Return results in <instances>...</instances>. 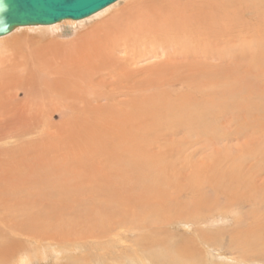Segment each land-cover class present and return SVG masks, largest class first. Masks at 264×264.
I'll use <instances>...</instances> for the list:
<instances>
[{"label":"rangeland","instance_id":"1","mask_svg":"<svg viewBox=\"0 0 264 264\" xmlns=\"http://www.w3.org/2000/svg\"><path fill=\"white\" fill-rule=\"evenodd\" d=\"M193 1L194 0H124L96 20L88 21L83 25L77 24L78 26L75 24L65 25L64 28L66 29V33L64 35L60 34V36L51 37V35L48 34L38 35L37 31L33 34L30 31L18 30L14 33L15 36L13 35L14 37H11L12 39H6V42L4 40H2L4 42L0 41V46L2 45L0 47V97H2L1 95H6L3 91L1 92V90L5 89L4 84L7 85V82L10 84L27 82L30 88V94L28 95L29 101L27 100V102L24 99L25 94L22 89L15 92V99L11 100V103H6L4 98V100L0 98V101H2L0 102V159L2 158L0 160V195L7 200L14 198L15 200L11 199L15 202L12 204L13 206L16 205L15 207L18 206V209L19 206H21L19 210L24 211L27 209V212H17L18 217L14 218L18 220L16 222H19V219L23 218L24 214H26L27 217L35 213L30 202H38L36 203L38 204L37 209L40 207V210L42 209L41 203L44 201L43 207H45V205H51L50 207L55 208V212L51 210L50 212L42 214L48 218H44L45 216H37L39 222H36L35 226L38 228L39 225H43L44 222L47 224L46 226L52 228L51 230L54 229V232L57 231L55 227L58 229V226L63 227L66 223L70 222L75 223L76 226H81V224H78L82 221L81 215H85V212L88 211L91 214L98 213L100 216L101 214H107L109 210V212H111L109 214L118 215L119 210H122V208L120 209L121 204L119 205L118 202L115 203V207L119 210L112 209L109 205L112 204L113 200H127L125 206L129 204L130 207L128 205V207L125 208H130L129 215L141 214L142 208L145 211H149V213L153 211L151 214L148 213V216L144 215L143 219L139 221H132V219L128 221L130 226H136L138 224V229L142 230V233L127 234L128 236L125 238V243L123 245L125 246V250L120 251L113 246L111 249H108V252L104 254L103 257H98V259L94 257L95 253L93 251L91 252V256L87 257L85 261L82 250H76L77 248L75 246L71 247L72 245H70V243L64 246L57 245L58 247L55 246V248L47 246V251L49 250L50 256L42 258L39 264H140V260L143 264H170L167 261L171 260V257L168 256V252H165L166 247L169 249L173 247L171 250L178 249V247L184 245L185 242L195 240V238H192L195 237L198 232L199 237L206 236L208 241L205 244H201L203 242L200 240H198V243H195L197 244V250L193 249L196 252H192V254L194 253V257L192 256V258H194V261L197 263L195 262L194 264H236L237 261L234 260V258L245 261V263L242 264H264V242H262L264 241V38L254 33V27H252L253 23H245L246 29L244 25L240 28V33L243 34L240 35L239 42H235L236 44L231 46V48H234L232 49L233 51L228 43H225V46H223L225 47L224 49L229 50V52L231 51L232 54H224V58L220 60L218 64L216 61L205 59V57L191 59L192 62L199 60L203 63H209L205 67L204 74H198L193 70H190V73H184L185 71L180 68L179 71H181H178V73H176L177 71L175 72V70H168L164 67L166 65L165 61H155L149 58L150 56L147 57V48H149V46L140 47V45H138L144 54L142 58H140L141 60L139 59V64L136 63V60L138 61L137 53H133L130 50L123 55L118 53L120 52V49H118V52H116L117 56L115 53V55H113L115 61H118L117 58L119 57L122 65L124 62V65H127L128 68H131L133 71L137 69L136 67H141L137 73L133 74L130 70L129 71L133 74L131 77L132 83L139 81L140 87L138 88L142 89V91H132L125 87L127 92L122 88L124 84L119 82V84L115 85L112 83L113 78L110 77H118L121 76V73H124L122 68H120L122 69L121 73H118V71H120V63H118L119 65L117 64V66L106 67L107 69L104 70L102 74H108V79L104 81L105 85L102 83L99 86L101 90L98 87L99 91L97 90V92H106V94L112 92L111 100L113 99L112 96L114 99L111 101L112 103L103 102L104 104L107 103L105 107L108 109H105L104 115L101 114L103 118L101 116L99 119H96L98 112H92L89 115L78 116V119L69 115V112L63 111L64 114H61V116L57 112H51L50 114L52 117L50 116L47 122V119H44L45 121L42 120L37 114L35 115V112H30L26 108V106L29 105L28 103L35 98L33 96L40 94L46 89V86L43 84L46 71L45 74L39 73L35 69L37 65L32 58L35 52H44L43 56L47 59L48 50L46 51V44L43 39L45 36H47V38L51 37L49 39L51 41H53L52 39H54V41L60 40V42H58L60 45L64 44V46H66V44L69 45L70 43L72 46L75 44L74 46L76 48L81 46L83 47L82 50H85V48H88L89 44L96 41L93 46H96L98 50V48L105 47L104 44L107 45L111 37H117L116 33H118L119 30L123 31L128 28H134L135 22H138L140 19L143 20L142 17H140L141 14L146 15L150 9L159 6L158 3L162 2L163 6L161 7L168 9H171L169 7H181L190 12L195 9L190 5ZM167 2L172 4L167 5L169 4ZM146 18L148 19V16ZM101 22L104 23L102 24ZM102 25L108 28H102L104 31L97 29ZM115 30L118 32L113 33ZM99 33L104 35L102 36ZM106 33H109L111 36ZM120 34L121 33H118V35ZM27 36L29 37L28 39ZM105 36H107L108 39ZM30 39H32L31 42ZM37 39L40 40L38 41ZM1 42L5 45L1 44ZM21 43L23 45H21ZM27 43L30 44L28 45ZM71 45H69L70 48H73L74 46L72 47ZM136 47L135 45V48ZM135 48H133V50L136 51L137 48ZM55 49L57 50L58 48ZM28 52L30 54H28ZM89 53L84 52L86 55ZM52 54H58V52ZM127 56L129 58L131 57V61H135H132L131 64ZM105 59L106 58H104V61ZM126 59H128V62L125 61ZM146 59H148V62ZM133 65L135 67H133ZM214 65L215 67L213 68ZM129 71L128 73L130 74ZM110 72L111 74H109ZM184 75L186 76L184 77ZM149 76L153 79H149ZM157 78L159 81L162 80L163 82L161 81V83L158 81V83ZM178 78L181 80H178ZM190 78L194 79L188 80ZM155 82L157 85H155ZM145 83H147V85H145ZM141 84L144 85L142 86ZM54 85L56 86L55 83H53V86ZM128 86L130 88V85ZM172 89L175 91H172ZM159 90H162V92ZM121 92L128 94L125 95ZM43 93H45V91L41 94ZM175 100L178 103H176ZM47 102L50 106L53 99L47 98ZM177 107L178 109H176ZM52 108L54 109V107ZM171 108L175 109L173 111L176 113L172 112ZM49 109H51V106ZM204 109L211 110L209 114L210 117H208L206 119L207 122L203 124L200 122L199 116L196 115ZM218 110H220L219 115L217 113L215 115V112ZM165 112L168 113L166 114ZM14 115L17 117H14ZM62 116H65V118H61ZM176 116L178 118H176ZM66 118H68V120H66ZM116 118L119 119L117 120ZM127 118H130L128 122H126ZM175 118L178 119L179 122L178 120L176 121ZM81 119L83 121L85 119L87 120L83 123ZM112 120L114 121L113 123L111 122ZM60 121L63 122L60 123ZM65 121L71 125L67 124ZM20 124H22V126ZM62 124H66L67 126H63ZM168 126L171 128L170 130ZM132 130L139 131L133 132ZM52 132L55 133L52 134ZM110 132L112 133L110 134ZM47 133L50 135L46 136ZM127 133L130 136H128ZM15 135H20L22 137L19 139L9 138ZM49 136L52 137L50 138ZM45 139L49 142L47 141L48 143H45ZM4 143L5 145H3V148L1 144ZM26 145L28 146L27 149L30 150L27 151L25 155H22L23 151L21 152L20 148ZM57 145L60 146V148ZM36 150L39 151L35 152ZM41 153L43 155H41ZM116 156H120V159L116 158ZM40 161L41 163H39ZM139 161L148 171L143 170L141 166H139ZM126 165H135V169H129ZM140 170L145 173L141 175ZM138 175H140V177L145 176L148 179L150 178L151 182L143 178L141 184L140 181H137ZM108 181L110 182L109 185L112 183L113 188L111 187L112 185L108 187ZM224 183L225 186H223ZM134 184L137 188L133 187L135 186ZM227 184H230L229 189L226 187ZM99 186H101V188ZM157 189L160 193L162 202L161 204L158 203L155 205L151 201V196L153 193H157ZM109 190L111 191L108 193ZM139 190L142 191V194L138 201L139 195L137 192ZM100 192L102 194H100ZM112 193L116 194L117 197ZM97 195H100V198L97 197ZM121 196L124 197L122 198ZM2 197L1 199H3ZM60 201L65 205L62 211L63 213L60 211ZM22 203L25 206L23 209ZM9 205H11L10 202L6 204L7 207ZM67 205L69 206L67 207ZM138 205L140 206L137 207ZM153 206L155 209L152 208ZM7 207L5 208L7 209ZM5 208L1 207L0 201V217L4 216V222L7 221L8 218V220H11V215L13 216V214H16L15 209L8 210V213L11 211L13 214L10 213V216L7 218V210ZM104 208H106L107 212ZM117 210L118 212H116ZM156 210L161 212L156 213ZM65 212L67 213L64 215ZM177 212L178 214L188 215L186 217L188 219L182 221V218H176ZM132 218L136 219L135 217ZM206 219L215 221L216 227L213 226L211 229L207 227L202 228L198 222ZM150 220L153 223L150 222ZM30 222V219H28L27 223L30 224ZM186 222L187 225L183 224ZM139 226L142 228L148 227L147 229H150V232H145L144 229ZM155 229L157 230L155 231ZM211 230H214V232ZM57 233L59 232L57 231L56 234ZM43 235L45 238L47 237V239H52L50 235L44 232ZM241 236L249 240L254 238L255 243L237 242V239ZM152 240H155L156 243L154 244ZM256 240L261 241L257 242ZM7 243L10 244V242ZM47 243L48 242H45V244ZM208 244H210L211 247L209 246L208 248V246H206ZM21 245L24 247L22 242ZM51 250H58L59 254L57 251V254H55V252L53 253ZM85 252H88V250ZM152 253L153 256H151ZM75 255L76 257H73ZM24 257L22 253L21 258L25 261L23 264H29ZM195 257H199V260ZM14 262L15 260L8 258L0 261V264H14Z\"/></svg>","mask_w":264,"mask_h":264},{"label":"bare ground","instance_id":"2","mask_svg":"<svg viewBox=\"0 0 264 264\" xmlns=\"http://www.w3.org/2000/svg\"><path fill=\"white\" fill-rule=\"evenodd\" d=\"M124 0H118L117 2L113 3L112 5L106 7L104 10L99 11L98 13L80 20V21H70V20H66V21H62V23H56L54 25L51 26H30V27H21V28H17L15 30H13L11 33H9L8 35L2 36L0 37V41L2 40H6L9 39L11 37H14V33L18 30H25L26 32L30 31L34 34L35 31H37L38 35H42V34H48L51 35V37L54 36H60L64 35L66 32V29L64 28L65 25L67 24H81L83 25L84 23L91 21V20H96L100 17H102L104 14H106L108 11H110L111 9H113L115 6L119 5L120 2H123ZM170 5L172 3L167 2ZM159 6H156L154 9H150V11L144 15L141 14L140 17H142L143 20H139L138 22H135V27L134 28H128L127 30H119V32L117 30L113 31L114 32H118L121 33L120 35H118V33H116L117 37L113 38L111 37V40H107L108 43L107 45H105V47H101L98 48L93 46L94 43L96 41H94V43L89 44L88 48H85V50H82L83 47H75L73 44V46L69 43V45H71L73 48H70V46L68 44H66V46H64V44L60 45V40H56L54 41V39H52L53 41L49 40L50 38H47V36H45L43 39L45 40V44H46V51L48 50V57L47 59L43 56V53H39V52H35V55L32 56V58L34 59V63L37 65V67L35 68L39 73L45 74L46 71V75H45V80L43 82V84L46 86V89L43 90L45 91V93L43 94H37L33 97H35L30 103H28L29 105L26 106L27 110L30 112H35V115L37 114V116H39L42 120L47 119L46 121L48 122V118H50L51 116V112H57L59 113V115L61 116V114H64L63 111L69 112L72 117L74 118H78V116H85L86 114L89 115L92 112H98V115L96 116V119H99L102 115H104L105 109H107V107H105V104L107 103H103L105 102H111L114 97L112 96V100H111V93L110 94H106L105 93H98L97 90L99 91L100 89V85L103 83L104 81L108 79L107 76H109L108 74L103 75L102 73L104 72V70H106L108 67L114 66L118 63H120L119 65V69L122 68L124 73L122 74L121 71L122 69H120V71H118V73H121V76L118 77H110L113 78L112 83H114L115 85L122 83L123 85V89L126 90V88L131 89L132 91H142V89L138 88L139 86V81L132 83L131 77L134 73L139 72V68L141 67H136L137 69H135V71L131 70V68H128V66L123 65L121 63V60L119 59V57L117 58L118 61H115V57L113 55L116 54V52H118V49H120V52H118L119 54H125L128 51H132L133 53H137L138 55V61L136 60V63L139 64V59L142 58V56L144 55L142 52V49H140V47H144V46H149L148 49V56L149 58H151L152 60L155 61H165V68H167L168 70L172 71L175 70L176 73H178L179 68L184 70V73H190V70L197 72L198 74H204L205 72V67L209 64L208 62H202L199 60H195V61H191V59H196L198 57H205V59H210L213 61H216L217 64L220 62V60H222L224 57L223 55L227 53V55H231L232 52L229 50L224 49L225 47V43H228V45L231 46L235 45L237 42H239V37L240 35H242L243 33H240V28L246 24H250L249 22L253 23L254 27V33L261 35V37L264 38V0H194L193 2L190 3V5L192 7H194L195 9L193 11H186L184 8L181 7H169L171 9L165 8V7H161L163 6L162 2L158 3ZM178 10V11H177ZM148 16V19L146 18ZM243 20V21H242ZM117 22V21H116ZM243 22V23H242ZM102 23V22H101ZM104 23V22H103ZM102 23V24H103ZM131 23V22H130ZM246 23V24H245ZM71 25V26H72ZM101 25V24H99ZM109 25V24H108ZM120 25V24H117ZM123 25V24H122ZM78 26V25H77ZM98 26V25H96ZM110 26V25H109ZM133 26V25H131ZM106 27V26H105ZM103 27V25L100 28L97 29H101L105 28ZM112 27V26H111ZM108 28V27H106ZM105 28V29H106ZM119 28V27H117ZM124 28V27H123ZM246 29V26L244 27ZM251 28V27H248ZM122 29V28H120ZM251 30V29H250ZM98 31V30H97ZM104 31V30H103ZM242 31V30H241ZM96 32V31H95ZM102 32V31H101ZM109 32V31H107ZM76 33V32H75ZM110 33V32H109ZM108 33V34H109ZM32 34V35H33ZM101 34V33H99ZM107 34V33H106ZM107 34V35H108ZM14 35V36H13ZM98 35V34H97ZM102 35V34H101ZM104 35V34H103ZM102 35V36H103ZM110 35V34H109ZM114 35V34H113ZM248 35V34H247ZM255 35V34H254ZM80 36V35H79ZM101 36V37H102ZM111 36V35H110ZM245 36V34H244ZM243 36V37H244ZM26 37V36H25ZM42 37V36H40ZM100 37V36H99ZM107 38V36H105ZM109 37V36H108ZM242 37V38H243ZM251 37V36H250ZM260 37V38H261ZM29 37L27 36V39ZM104 38V37H103ZM12 39V38H11ZM108 39V38H107ZM32 39H30L31 42ZM38 40V39H37ZM40 40V39H39ZM38 40V41H39ZM245 40V39H244ZM2 41V42H4ZM11 41V40H10ZM23 41V40H22ZM26 41V40H25ZM34 41V40H33ZM74 41V40H73ZM99 41V40H98ZM1 42V44H3ZM6 42V41H5ZM29 42V41H28ZM72 42V41H70ZM236 42V43H235ZM35 43V41H34ZM79 43V42H77ZM9 44V43H8ZM7 44V45H8ZM28 44V43H27ZM30 44V43H29ZM28 44V45H29ZM5 45V44H3ZM17 45V44H16ZM20 45V44H19ZM21 45H23L21 43ZM20 45V46H21ZM135 45L138 47V45H140V47H136ZM2 46V45H1ZM0 46V47H1ZM26 46V45H24ZM101 46V45H100ZM237 46V45H236ZM14 47V46H13ZM22 48V46H21ZM55 48H58L57 50ZM133 48L136 49L133 50ZM45 49V48H44ZM234 48H231V50ZM82 50V51H80ZM28 51V50H27ZM80 51V52H77ZM90 51V53H89ZM233 51V50H232ZM58 52V54H52ZM84 52L89 53V54H84ZM51 53V54H50ZM115 53V54H114ZM231 53V54H230ZM24 54V53H23ZM26 54V53H25ZM28 54H30L28 52ZM80 54V55H79ZM91 54V55H90ZM6 55V54H5ZM127 55V54H126ZM117 56V54H116ZM129 56V55H128ZM127 56V58H129ZM15 57V56H14ZM2 58V57H1ZM10 58V57H9ZM104 58L105 62L104 61ZM131 58V57H130ZM129 58V59H130ZM135 58V57H134ZM132 58V59H134ZM144 58V57H143ZM109 59V60H108ZM2 60V59H1ZM128 59H126L125 61H127ZM141 60V59H140ZM148 62V59H146ZM6 61V60H5ZM18 62H20L19 60H17ZM131 61V59H130ZM129 61V62H130ZM133 62L135 60H132ZM131 61V64H132ZM128 62V61H127ZM151 62V61H150ZM149 62V63H150ZM154 62V61H153ZM152 62V63H153ZM6 63V62H4ZM8 63V62H7ZM31 63V62H30ZM116 63V64H115ZM159 63V62H157ZM224 63V62H223ZM135 64V63H134ZM137 64V65H138ZM6 65V64H5ZM14 65V64H13ZM130 65V64H129ZM150 65V64H149ZM152 65V64H151ZM158 65V64H156ZM132 66V65H130ZM145 66V65H144ZM45 67V68H44ZM107 67V68H106ZM133 67H135L133 65ZM215 67V65L213 66V68ZM218 67V66H217ZM216 67V68H217ZM50 68V70H49ZM105 68V69H104ZM215 68V69H216ZM114 69V68H113ZM134 69V68H132ZM143 69V68H142ZM155 69V68H154ZM166 69V70H167ZM11 70V69H10ZM111 70V69H109ZM133 74H131V72ZM128 71L130 72V74L128 73ZM158 71V70H157ZM181 71V70H180ZM179 71V72H180ZM115 73V71H114ZM117 73V74H118ZM160 73V72H159ZM163 73V72H162ZM182 73V72H181ZM193 73V72H191ZM210 73V72H208ZM111 74V72L109 73ZM165 74V73H163ZM180 74V73H179ZM113 75V74H112ZM139 75V74H137ZM144 75V74H143ZM147 75V74H146ZM149 75V73H148ZM151 75V74H150ZM173 75V74H172ZM170 75V76H172ZM176 75V74H175ZM140 76V75H139ZM163 76V75H161ZM181 76V75H180ZM186 75H184L185 77ZM196 76V75H195ZM193 76V77H195ZM53 77V78H52ZM136 77V76H135ZM156 78V77H155ZM154 78V79H155ZM159 78V77H158ZM157 78V79H158ZM164 78V77H163ZM171 78V77H170ZM183 78V77H181ZM187 78V77H186ZM185 78V79H186ZM74 79V81H73ZM140 79V78H139ZM149 79H153L151 76H149ZM161 79V78H160ZM165 79V78H164ZM194 78H190L188 80H191ZM22 80V79H20ZM144 80V79H143ZM178 80H181L178 78ZM177 80V82H178ZM183 80V79H182ZM1 81V79H0ZM58 81V82H57ZM159 81V79L157 80V82ZM162 81V80H161ZM159 81V82H161ZM23 82V81H22ZM56 84V86H53V83ZM158 82V83H159ZM163 82V81H162ZM161 82V83H162ZM167 82V81H165ZM173 82V81H172ZM6 83V82H4ZM148 83V82H147ZM147 83H145V85H147ZM169 83V82H168ZM168 83H165L167 85H169ZM179 83V82H178ZM193 83V82H192ZM2 84V83H1ZM174 84V83H173ZM176 84V83H175ZM185 84V83H184ZM183 84V85H184ZM5 89H2L1 92L3 91L4 94L6 95H1L2 98L1 100H6V103H11L10 101L15 99V92L18 91L19 89H22L24 94H25V101L27 102L28 100V95L30 94V88L27 85V82H23L21 84L17 83H9L7 82V85L4 84ZM40 85V84H39ZM105 85V84H104ZM107 85V83H106ZM113 85V84H112ZM130 85V88L129 86ZM142 86L144 84H141ZM154 85V84H152ZM155 85L156 82H155ZM21 86V87H20ZM41 86V85H40ZM141 86V87H142ZM164 86V85H163ZM171 86V85H170ZM178 86V85H177ZM176 86V87H177ZM2 87V86H1ZM32 87V86H31ZM99 87V89H98ZM115 87V86H113ZM126 87V88H125ZM132 87V88H131ZM174 87V86H173ZM120 88V87H119ZM145 88V87H144ZM163 88V87H162ZM166 88V87H165ZM149 89V88H148ZM152 89V88H151ZM161 89V88H159ZM21 90V91H22ZM101 90V89H100ZM156 90V88H155ZM163 90V89H162ZM162 90H159L162 92ZM171 90V89H170ZM127 91V90H126ZM158 91V92H159ZM168 91V90H167ZM172 91H175L172 89ZM40 92V91H39ZM102 92V91H101ZM128 92V91H127ZM170 92V91H169ZM168 92V93H169ZM114 93V92H113ZM122 94H125L123 92H121ZM167 93V94H168ZM174 93V92H173ZM176 93V92H175ZM128 94V93H126ZM125 94V95H126ZM170 95V94H169ZM129 96V95H128ZM137 96V95H136ZM139 96V95H138ZM141 96V95H140ZM164 96V95H163ZM135 97V96H134ZM4 98V99H3ZM47 98L53 99V102L50 104L51 109H49V105L47 102ZM116 98V97H115ZM120 98V96H119ZM145 98V97H144ZM160 98V97H159ZM162 98V97H161ZM174 98V97H173ZM19 99V98H18ZM121 100V99H120ZM130 100V99H129ZM29 101V100H28ZM134 101V100H133ZM172 101V100H171ZM2 102V101H0ZM5 102V101H4ZM3 102V103H4ZM120 102V101H119ZM176 102V100H175ZM181 102V101H180ZM112 103V102H111ZM114 103V102H113ZM124 103V102H123ZM161 103V102H160ZM178 103V102H176ZM193 103V102H192ZM25 104V103H24ZM128 104V103H127ZM175 104V103H174ZM8 106H10L9 104H7ZM117 105V104H116ZM131 105V104H130ZM129 105V106H130ZM134 105V104H133ZM159 105V104H158ZM198 105V104H197ZM7 106V107H8ZM13 106V105H11ZM22 106V105H21ZM25 106V105H24ZM112 106V105H111ZM145 106V105H144ZM143 106V107H144ZM2 107V106H1ZM4 107V106H3ZM54 107V109L52 108ZM131 107V106H130ZM135 107V106H134ZM139 107V106H138ZM142 107V108H143ZM172 107V106H170ZM202 107V106H201ZM5 108V107H4ZM23 108V107H22ZM113 108H114V104H113ZM141 108V109H142ZM161 108V107H160ZM182 108V107H181ZM193 108V107H192ZM213 108V107H211ZM7 109V108H6ZM121 109V108H120ZM140 109V108H139ZM169 109V108H168ZM172 112H175L173 110V108H171ZM178 109V107L176 108ZM184 109V108H183ZM217 109V108H216ZM14 110V109H13ZM23 110V109H22ZM108 110V109H107ZM122 110V109H121ZM194 110V109H192ZM211 110V109H210ZM210 110L204 109L202 112H199L196 116H199V120L201 123H205L207 122V118L210 117ZM215 110V109H214ZM8 111V110H7ZM12 111V110H11ZM110 111V110H109ZM141 111V110H138ZM170 111V110H169ZM179 111V110H176ZM216 111V110H215ZM118 112V111H117ZM192 112V111H191ZM214 112V111H213ZM14 113V112H13ZM136 113V112H135ZM140 113V112H139ZM142 113V112H141ZM166 113V112H165ZM168 113V112H167ZM166 113V114H167ZM170 113V112H169ZM176 113V112H175ZM181 113V112H180ZM219 115L220 110H218L217 112H215ZM9 114V113H8ZM102 114V115H101ZM171 114V113H170ZM179 114V113H178ZM184 114V113H183ZM10 115V114H9ZM25 115V114H24ZM23 115V116H24ZM66 115V114H65ZM68 115V113H67ZM129 115V114H128ZM149 115V114H148ZM169 115V114H168ZM175 115V114H173ZM4 116V115H3ZM11 116V115H10ZM94 116V114H93ZM92 116V117H93ZM112 116V115H111ZM8 117V116H7ZM14 117H17L14 115ZM33 117V116H32ZM36 117V116H35ZM46 117V118H45ZM52 117V116H51ZM67 117V116H66ZM118 117V116H116ZM157 117V116H156ZM195 117V116H194ZM193 117V118H194ZM12 118V117H11ZM61 118H65V116L61 117ZM73 118V119H74ZM94 118V117H93ZM103 118V116H102ZM160 118V117H159ZM176 118H178L176 116ZM175 118V119H176ZM184 118V117H183ZM198 118V117H197ZM8 119V118H7ZM6 119V120H7ZM10 119V118H9ZM14 119V118H13ZM17 119V118H16ZM71 119V118H70ZM93 119V120H96ZM114 119V118H113ZM117 120L119 118H116ZM121 119V118H120ZM130 118H127L128 122ZM139 119V118H138ZM145 119V118H144ZM196 119V118H195ZM35 120V119H34ZM51 120V119H50ZM63 120V119H62ZM66 120H68V118H66ZM87 120V119H85ZM84 120V121H85ZM115 120V119H114ZM124 120V119H123ZM161 120V119H160ZM172 120V119H171ZM178 119H176L177 121ZM187 120V119H186ZM211 120V119H209ZM208 120V121H209ZM22 121V120H21ZM29 121V120H28ZM45 121V120H44ZM72 121V119H71ZM79 121V120H78ZM81 121H83L81 119ZM83 121V123H84ZM132 121V120H131ZM63 121H60V123ZM67 124H69L67 121H65ZM64 122V123H65ZM112 123L114 122L113 120L111 121ZM121 122V120H120ZM125 122V123H126ZM163 122V121H162ZM172 122V121H170ZM179 122V120H178ZM177 122V123H178ZM44 123V122H43ZM101 123V122H100ZM116 123V122H115ZM118 123V122H117ZM124 123V124H125ZM132 123V122H131ZM42 124V123H41ZM80 124V123H79ZM103 124V123H102ZM108 124V123H107ZM22 126V124H20ZM39 125V124H38ZM63 125V124H62ZM65 126H67L66 124H64ZM63 125V126H64ZM71 125V124H69ZM68 125V126H69ZM74 125V124H72ZM120 125V124H119ZM171 125V124H169ZM178 125V124H177ZM176 125V126H177ZM210 125V124H209ZM10 126V125H9ZM78 126V125H77ZM89 126V125H88ZM115 126V125H114ZM134 126V125H133ZM208 126V125H207ZM17 127V126H16ZM31 127V126H30ZM34 127V126H33ZM50 127V126H48ZM47 127V128H48ZM79 127V126H78ZM99 127V126H98ZM117 127V126H116ZM122 127V125H121ZM136 127V126H135ZM169 130L171 129L170 126ZM178 127V126H177ZM103 128V127H102ZM114 128V127H112ZM129 128V127H128ZM165 128V127H164ZM37 129V128H36ZM50 129V128H49ZM68 129V127H67ZM115 129V128H114ZM113 129V130H114ZM175 129V128H174ZM22 130V129H21ZM24 130V129H23ZM22 130V131H23ZM31 130V129H30ZM93 130V129H92ZM100 130H101V126H100ZM103 130V129H102ZM177 130V129H176ZM25 131V130H24ZM43 131V130H42ZM63 131V130H62ZM118 131V129H117ZM133 131V130H132ZM139 131V130H136ZM133 131V132H136ZM166 131V129H165ZM41 132V131H40ZM91 132V131H90ZM98 132V131H96ZM113 132V131H112ZM110 132V134L112 133ZM119 132H120V128H119ZM127 132V131H125ZM129 132V131H128ZM171 132V131H170ZM5 133V132H4ZM32 133V132H31ZM49 133V132H48ZM50 135V134H48ZM55 132H52V134ZM74 133V132H73ZM85 133V132H84ZM141 133V132H140ZM172 133V132H171ZM19 134V133H18ZM30 134V133H29ZM42 134V133H41ZM51 134V135H52ZM94 134V133H93ZM101 134V133H100ZM128 134V133H127ZM135 134V133H134ZM178 134V133H177ZM12 135V134H11ZM14 135V134H13ZM55 135V134H54ZM61 135V134H60ZM113 135V134H112ZM125 135V133H124ZM122 135V136H124ZM137 135V134H136ZM30 136V135H29ZM41 136V135H40ZM56 136V135H55ZM59 136V135H58ZM57 136V138H58ZM77 136V135H76ZM90 136V135H89ZM93 136V135H92ZM95 136V135H94ZM110 136V135H109ZM128 136H130L128 134ZM144 136V135H141ZM22 136L20 135H15V136H11L9 138H13V139H19ZM35 137V136H34ZM50 137V136H49ZM52 137V136H51ZM50 137V138H51ZM99 137V136H97ZM116 137V136H115ZM5 139H7L6 137H4ZM105 138V137H104ZM118 138V135H117ZM129 138V137H128ZM43 139V138H41ZM119 139V138H118ZM27 140V139H25ZM46 140V139H45ZM59 140V139H58ZM123 140V139H122ZM17 141V140H16ZM48 140H46L45 143ZM14 142V141H13ZM53 142V141H52ZM3 143V142H2ZM55 143V142H54ZM21 144V143H20ZM56 144V143H55ZM2 146L5 145L1 144ZM16 145V144H15ZM24 145V144H23ZM28 145V144H27ZM24 146L23 148H20V151L22 153V155H25L27 153V151H29L30 149H27L28 146ZM32 145V144H31ZM36 146V145H35ZM38 146V145H37ZM58 146V145H57ZM62 146V145H61ZM72 146V145H71ZM9 147V146H6ZM60 148V146H58ZM1 148V147H0ZM4 148V146H3ZM121 148V147H120ZM38 149V148H36ZM40 149V148H39ZM42 149V148H41ZM11 150V149H10ZM18 150V149H17ZM115 150V149H114ZM5 151V150H4ZM8 151V150H6ZM12 151V150H11ZM39 150H36L35 152H38ZM60 151V150H59ZM108 151V150H107ZM124 151V150H123ZM127 151V150H126ZM132 151V150H131ZM42 152V151H41ZM121 152V151H120ZM7 153V152H6ZM40 153V152H39ZM43 153V152H42ZM41 153V155H43ZM124 153V152H123ZM131 153V152H129ZM4 154V153H3ZM9 154V153H8ZM15 154V153H14ZM38 154V153H37ZM51 154V152H50ZM128 154V153H127ZM32 155V154H31ZM126 155V154H125ZM33 156V155H32ZM16 157V156H15ZM54 157V156H53ZM112 157V156H111ZM120 157V156H119ZM118 156H116V158H119ZM122 157V156H121ZM24 158V156H23ZM29 158V156H28ZM27 158V159H28ZM113 158V157H112ZM136 158V157H135ZM2 159V158H1ZM0 159V160H1ZM12 159V158H11ZM36 159V158H35ZM120 159V158H119ZM104 160V158H103ZM32 161V160H31ZM106 161V160H105ZM108 161V160H107ZM119 161V160H118ZM43 162V161H42ZM122 162V161H121ZM16 163V162H15ZM18 163V161H17ZM41 163V161L39 162ZM99 163V162H98ZM140 163V161H139ZM143 163V162H142ZM41 165V164H40ZM136 165V164H135ZM135 165H129L127 167H129V169H135ZM124 166V164H123ZM122 166V167H123ZM139 166H141V168L145 171L146 170L142 164L140 163ZM47 167V166H46ZM138 167V166H136ZM81 168V167H80ZM93 168V167H92ZM111 168V167H110ZM91 169V168H90ZM128 170V168H127ZM110 171V170H109ZM124 171V170H123ZM133 171V170H131ZM125 172V171H124ZM134 172V171H133ZM141 175H143L145 172L140 170ZM98 173V172H97ZM100 173V172H99ZM120 174V173H119ZM150 175V174H149ZM148 175V176H149ZM6 176V175H5ZM113 176V175H112ZM28 177V176H27ZM115 177V176H114ZM113 177V179H114ZM135 177V176H134ZM110 178V177H109ZM146 179L149 180V182H151L150 178L148 179L145 176H141L138 175L137 181L141 182L142 184V179ZM96 179V178H95ZM104 179V178H103ZM136 180V179H135ZM106 181V180H105ZM111 181V180H110ZM214 181V180H213ZM220 181V180H217ZM253 181V180H252ZM92 182V181H90ZM104 182V181H103ZM135 182V181H133ZM148 182V183H149ZM109 181H108V185H109ZM118 183V182H117ZM147 183V184H148ZM217 183V182H216ZM116 184V183H115ZM120 184V183H118ZM112 185V183H111ZM111 185H109L108 187H110ZM128 185V184H127ZM135 185V184H134ZM229 185L227 184L226 187L229 189ZM107 186V183H106ZM104 186V187H106ZM122 186V185H121ZM120 186V187H121ZM147 186V185H146ZM145 186V187H146ZM223 186H225V183L223 184ZM101 188V186H99ZM113 188V185L111 186ZM119 187V188H120ZM135 188V186H133ZM155 187V186H154ZM97 188V187H96ZM122 188V187H121ZM142 188V187H141ZM110 189V188H108ZM131 189V188H130ZM101 190V189H100ZM114 190V189H112ZM144 190V189H143ZM156 190V188H155ZM191 190V188H190ZM104 191V190H103ZM111 190L108 191V193ZM130 191V190H129ZM128 191V192H129ZM134 191V190H133ZM132 191V192H133ZM147 191V190H146ZM106 192V191H105ZM115 192V191H114ZM138 201L140 199V196L142 194V191H138ZM100 194H102L100 192ZM107 194V193H105ZM113 194V193H112ZM118 194V193H117ZM120 194V193H119ZM123 194V193H122ZM133 194V193H132ZM150 194V192H149ZM192 194V193H191ZM109 195V194H108ZM107 195V196H108ZM116 195V194H113ZM125 195V194H124ZM100 195H97V197H99ZM1 195H0V201H1V207L5 208L7 207L6 204L7 203H11V205H9L7 207V218L10 216V213L13 214V212L10 211V213H8V210H13L15 209L16 214L13 216L11 215V220L7 221H3L5 218H3L4 216L0 217V261L4 260V259H13L15 260L14 264H23V261L21 256L22 253L25 256L24 258H26V260L28 261L29 264H39L42 258H47L50 256V253L47 251V246L49 247H53L55 248V246H61V245H66L69 244L72 245L71 247H76V250H82V253L84 255V259L85 261L87 260V257L91 256V252L94 251L95 255L94 257H96V259H98V257H103L104 254H106L108 252V249H111V247H116L117 249H119L120 251L125 250V238L129 235V234H134V233H139L142 230L138 229V224L136 226H130L128 221L130 219H132V221L137 220L139 221L140 219H143L144 215L148 216L149 211H145L143 208L141 209L142 213L141 214H136V215H129L130 213V208H125L128 207L129 204H126L127 206H125L126 201L124 200H119V201H115V200H111L113 198H111L110 200L112 201V204L109 205V207H111L112 209H118L117 207H115V203L118 202L120 206V209L122 208V210H119L118 215L116 214H109L111 212L105 211L107 212V214H101L100 216L98 215V213H94L91 214L89 211L85 212V215H81L82 217V221L78 224H81V226H76L75 223L70 222V223H66V225H64L63 227H59L58 229L55 227V230H57L59 233L56 234V232H54V229L51 230L52 228L46 226L47 224H45L43 222V225H39L38 228H36V222L38 223L39 220L37 219V216H45L42 215L45 212H50L51 210H54L55 212V208L50 207L51 205H45V207H43V203H41L42 209L40 210L37 209V205L36 203L38 202H30V204H32V209L35 211V213L30 214L29 216L26 217V214H24V219L20 218L19 222H16L18 220H15L14 218L18 217L17 216V212L21 213L24 212L26 210H19L21 209V206H19V209L15 206H13L12 203H15L12 200H15L14 198H8L9 200L5 199L4 197H2L3 199H1ZM105 197V196H104ZM110 197V196H109ZM112 197V196H111ZM117 197V195H116ZM122 198L124 196H121ZM151 201L153 202V204L157 205L158 203L161 204V196L160 193L157 189V193H153L151 196ZM100 198V197H99ZM119 198V197H118ZM121 198V199H122ZM136 198V197H135ZM12 199V200H11ZM29 199V198H28ZM80 199V198H79ZM108 199V197H107ZM199 199V196H198ZM69 200V199H68ZM76 200V199H75ZM88 200V199H86ZM137 200V199H136ZM197 200V199H196ZM47 201V200H46ZM78 201V200H77ZM100 201V200H99ZM49 202V201H48ZM47 202V203H48ZM83 202V201H82ZM57 203V202H56ZM61 203V209L60 211L62 212L64 210V203L63 202H59ZM85 203V202H84ZM90 203V202H89ZM109 203V202H108ZM135 203V201H134ZM17 204H18V200H17ZM58 204V203H57ZM88 204V203H87ZM86 204V206H87ZM101 204V203H100ZM133 204V203H132ZM22 209L24 206V204L22 203ZM71 205V204H70ZM83 205V204H82ZM97 205V204H96ZM136 205V204H135ZM69 205H67L68 207ZM73 206V205H72ZM76 206V205H74ZM85 206V205H84ZM140 205H138L137 207H139ZM77 207V206H76ZM90 207V206H89ZM88 207V208H89ZM107 207V206H106ZM130 207V205H129ZM132 207V205H131ZM142 207V206H141ZM163 207V205H162ZM160 207V208H162ZM52 208V209H51ZM81 208V207H78ZM87 208V209H88ZM108 208V207H107ZM154 208V206L152 207ZM59 209V208H58ZM82 209V208H81ZM110 209V208H109ZM128 209V210H126ZM149 209V208H146ZM155 209V208H154ZM71 210V209H70ZM77 210V209H76ZM91 210V208H90ZM118 210L116 212H118ZM139 210V209H138ZM144 210V211H143ZM152 211V210H151ZM150 211V212H151ZM162 211V209H161ZM156 210L155 212H161ZM1 212V211H0ZM27 212V211H26ZM115 212V213H116ZM138 212V211H137ZM153 212V211H152ZM151 212V213H152ZM4 213V212H3ZM63 213V212H62ZM67 212L64 213V215ZM135 213V212H133ZM139 213V212H138ZM149 213V214H151ZM176 213V212H175ZM58 214V213H57ZM151 216V215H150ZM161 216V215H160ZM174 216V215H173ZM188 215L186 214H178L177 212V217L176 218H182V221L187 220L188 218H186ZM36 217V218H34ZM69 217V216H68ZM74 217V216H73ZM135 217L136 219L132 218ZM172 217V216H171ZM216 217V216H215ZM220 217V216H219ZM44 218H48L47 216H45ZM56 218V217H55ZM155 218V217H154ZM214 218V216H213ZM14 219V220H13ZM30 219V224L27 223V220ZM71 219V218H70ZM13 220V221H12ZM55 220V219H53ZM69 220V219H68ZM74 220V218H73ZM147 220V219H146ZM167 220V219H166ZM15 221V222H14ZM45 221V220H44ZM49 221V220H48ZM64 221V220H63ZM76 222V220H75ZM150 222H152L150 220ZM218 222V220H217ZM227 222V221H226ZM48 223V222H47ZM64 223V222H63ZM139 223V222H138ZM153 223V222H152ZM151 223V224H152ZM40 224V223H39ZM49 224V223H48ZM53 224V223H52ZM136 224V223H135ZM142 224V223H141ZM163 224V223H162ZM187 225L186 223H183ZM198 224H200V226L203 227H207L208 229H211V227H216L215 224L216 222L213 220H202L199 221ZM192 225V224H191ZM52 227V226H51ZM140 227V226H139ZM151 227V226H150ZM153 227V226H152ZM219 227V226H218ZM142 228V227H140ZM148 228V227H147ZM147 228H142L144 229L145 232H150V229ZM154 229V228H152ZM214 229V228H213ZM157 229H155L156 231ZM197 230V229H196ZM199 230V229H198ZM218 230V229H217ZM215 230V231H217ZM51 231V232H50ZM154 231V230H153ZM200 231V230H199ZM212 231V230H211ZM43 232L46 233L47 235H50L52 239H47V237L45 238L43 235ZM144 232V233H145ZM198 232V231H197ZM196 232V233H197ZM214 232V230L212 231ZM218 232V231H217ZM142 233V232H141ZM143 233V234H144ZM192 233V232H191ZM199 233V232H198ZM198 233L195 235V237H193L192 235V239L195 238V240L193 241H187L185 242L184 245L179 246L178 249L176 248L175 250H171L168 247H166L165 252H168V256L171 257V260L167 261L170 264H194L196 261H194V258H192L193 254L196 252L194 250L196 249V242L198 243V240H200L201 244H205L208 241V238L205 237H199ZM201 233V231H200ZM128 234V235H127ZM142 234V235H143ZM205 234V233H204ZM216 234V233H215ZM126 235V236H125ZM136 235V234H135ZM156 235V234H155ZM154 235V236H155ZM201 235V234H199ZM140 236V235H139ZM214 236V235H213ZM141 237V236H140ZM154 238V237H152ZM160 238V237H159ZM158 238V239H159ZM199 238V239H198ZM221 238V237H219ZM149 239V238H147ZM168 239V238H167ZM210 239V238H209ZM252 239V237H251ZM18 240V242H17ZM21 240V241H20ZM128 240V239H127ZM151 240V239H150ZM161 240V239H160ZM153 243L155 244V240ZM257 242H260L261 240H256ZM7 242H10L7 243ZM21 242L23 243L24 247L21 245ZM45 242H48L47 244H45ZM138 242V241H137ZM144 242V241H143ZM237 242H249V243H255L254 238L252 240H249L248 238H244L243 236L239 237L237 239ZM264 242V241H262ZM187 243V244H186ZM241 243V244H242ZM75 244V245H74ZM138 244V243H136ZM146 244V243H144ZM150 244V243H147ZM140 245V244H139ZM137 245V246H139ZM57 246V247H58ZM62 246V247H63ZM157 246V245H155ZM173 246V245H171ZM205 246V245H204ZM210 246V244L206 245ZM205 246V247H206ZM56 247V248H57ZM61 247V248H62ZM141 247V246H140ZM159 247V246H157ZM195 247V248H194ZM198 247V246H197ZM211 247V246H210ZM65 248V247H63ZM62 248V249H63ZM69 248V247H68ZM139 248V247H136ZM21 249V250H20ZM51 249V248H50ZM152 249V248H151ZM194 249V250H193ZM66 251H68L67 249H65ZM64 250V251H65ZM73 250V249H72ZM88 252H85L87 251ZM148 250V249H147ZM53 253L55 252V254H59L58 250H51ZM57 251V252H56ZM75 251V249H74ZM90 251V253H89ZM51 252V253H52ZM61 252V251H60ZM73 252V251H72ZM155 252V251H154ZM153 252V253H154ZM157 252V251H156ZM159 252V251H158ZM164 252V253H165ZM192 252H194L192 254ZM63 253V252H61ZM89 253V254H88ZM153 253L151 256H153ZM161 253V252H160ZM163 253V254H164ZM209 253V252H208ZM73 254V253H72ZM162 254V255H163ZM207 254V253H206ZM135 255V254H134ZM198 255V254H197ZM58 256V255H57ZM93 256V255H92ZM138 256V255H136ZM164 256V255H163ZM167 256V257H168ZM73 257H76L73 256ZM93 257V259H94ZM173 257V258H172ZM194 257V256H193ZM197 258V257H195ZM77 259V258H75ZM91 259V258H90ZM199 260V257L197 258ZM61 260V259H60ZM148 260V259H147ZM174 260V261H173ZM236 260V264H242L245 263V261L243 260H239V259H235ZM96 262V261H95ZM232 262V261H231ZM264 262V261H263ZM11 263V262H10ZM117 263V262H116ZM197 263V262H196ZM73 264V263H71ZM87 264V263H86ZM103 264V263H102ZM118 264V263H117ZM140 264H143L142 261L140 260ZM255 264H261V263H255Z\"/></svg>","mask_w":264,"mask_h":264},{"label":"water","instance_id":"3","mask_svg":"<svg viewBox=\"0 0 264 264\" xmlns=\"http://www.w3.org/2000/svg\"><path fill=\"white\" fill-rule=\"evenodd\" d=\"M118 0H0V37L30 26L86 19Z\"/></svg>","mask_w":264,"mask_h":264}]
</instances>
